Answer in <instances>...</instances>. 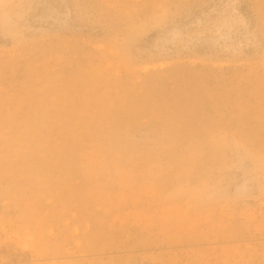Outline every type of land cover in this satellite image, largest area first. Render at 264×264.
Masks as SVG:
<instances>
[{
    "label": "rangeland",
    "instance_id": "374dc122",
    "mask_svg": "<svg viewBox=\"0 0 264 264\" xmlns=\"http://www.w3.org/2000/svg\"><path fill=\"white\" fill-rule=\"evenodd\" d=\"M0 264H264V0H0Z\"/></svg>",
    "mask_w": 264,
    "mask_h": 264
}]
</instances>
